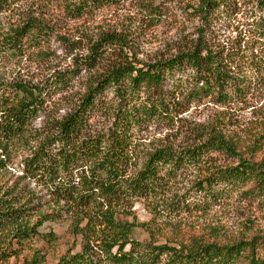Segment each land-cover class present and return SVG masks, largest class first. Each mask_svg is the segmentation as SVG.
Here are the masks:
<instances>
[{
  "label": "trees",
  "instance_id": "16d2710c",
  "mask_svg": "<svg viewBox=\"0 0 264 264\" xmlns=\"http://www.w3.org/2000/svg\"><path fill=\"white\" fill-rule=\"evenodd\" d=\"M27 1L55 4L66 18L76 21L118 0H0V14ZM184 2L195 3L190 7L207 31L215 20L231 25L232 18L244 12L251 20L229 47L212 48L200 33L188 51L142 66L127 60L131 56L123 39L111 34L99 39L85 63L90 69L100 67V72L76 98L67 99V114L46 120L45 136L24 159L25 178L44 192L49 204L57 209L62 204L61 209L48 212L39 195L28 192L25 184L0 179V264L11 260L48 264L34 243L43 240L51 245L56 240L53 232L42 234L41 228L63 217L71 221L74 237L82 235L84 241L80 253L68 250L54 264H241L243 260L264 264V241L257 239L231 244L193 236L161 244L155 239L163 227L176 230L172 218L205 212L224 196L264 200V166L253 161L264 147V106L260 122L242 139L223 134L216 123L192 130L197 142L191 145L139 152V132L151 126L174 129V123L181 121L177 115L191 105L209 103L225 110L247 104L264 90V0ZM49 32L46 25L28 19L0 39V56L23 40L41 44ZM109 47H116L118 60H108L105 49ZM51 86L16 84L14 98L0 102L1 153L37 139L30 125L45 112L48 98L66 96L70 83L60 80ZM95 124L96 130H91ZM214 154L225 156L231 164L212 166L208 159ZM186 171H196L198 179L191 194L176 195L170 183ZM169 194L173 198L167 201ZM136 202L143 203L151 215L149 223L117 218ZM159 219H164L163 224L158 225ZM83 222L85 226L79 228ZM135 229L148 239H134Z\"/></svg>",
  "mask_w": 264,
  "mask_h": 264
},
{
  "label": "rangeland",
  "instance_id": "374dc122",
  "mask_svg": "<svg viewBox=\"0 0 264 264\" xmlns=\"http://www.w3.org/2000/svg\"><path fill=\"white\" fill-rule=\"evenodd\" d=\"M190 6H195V3ZM190 6L186 5L184 0H118L115 5L102 7L90 16L74 21L66 18L55 4L27 1L15 4L1 13L0 39L28 19L46 25L50 32L41 44L34 39L23 40L19 42V47L0 56V102L14 98L13 89L16 84L29 87L48 85L51 89L52 84L64 80L69 82L70 86L66 96L54 95L48 98L45 112L30 125V129L36 134V140L31 139L29 145L8 154L0 151V160L3 162L0 179L8 184L13 182L25 184L28 192L39 195L37 200L43 203V209L48 212L61 209L62 204L58 209L49 204L44 192H39L40 190L25 178L24 159L30 156L40 137L45 136L46 120L67 114L70 111L66 105L67 99L83 92L88 80L100 72V67L90 69L85 63L90 57L92 46L99 39L107 34L123 39L131 56L126 57L127 60L130 59L135 66H142L164 61L188 51L199 38L200 33L203 34L201 39L212 48L229 47L232 42L237 41L240 32L245 33L246 24L251 20L244 12L232 18L231 25L228 21L215 20L209 25L212 30L207 31L205 27L207 25L198 18ZM261 15L264 20V11ZM105 50L108 60H118L115 57L118 51L116 47ZM111 94L109 92V97ZM257 96L258 94L247 104H235L225 110L209 103L191 105L184 113L177 115V119L181 121L174 123V129L151 126L139 132L137 134L139 152L159 146L178 148L191 145L197 142L192 130L200 129L199 126L203 125L212 127L216 123L218 125L220 123L223 134L242 139L260 122V109L264 106V90L259 97ZM96 128L95 124L90 129L96 130ZM209 158L211 159H208V162L212 166L223 167L231 164L229 159L218 154ZM253 161L262 162L264 166V147L255 153ZM197 179L196 171H186L170 183L171 192L176 195L187 192L191 194ZM171 198L173 196L169 194L167 201ZM118 215L119 220L136 223H149L152 218L141 202L134 203L131 209ZM163 220L159 219L158 225L163 224ZM170 222L177 228L176 230L169 227L161 228V233L155 235V239L160 244L170 239L188 236L219 244L253 239L262 242L264 241V200L243 201L238 195L231 194L222 197L205 212L185 213L172 218ZM70 224L71 221L63 217L50 221L41 228L42 234L53 232L56 238L51 245H47L43 240L34 243L36 247L42 249L48 264H54L68 250L74 253L81 252L83 236L74 237L69 230ZM84 226L85 222L81 223L79 228ZM133 238L144 241L148 236L141 229H135ZM259 252V255L263 254L262 249ZM13 263L14 260H11L10 264ZM241 264H246V261L243 260Z\"/></svg>",
  "mask_w": 264,
  "mask_h": 264
}]
</instances>
